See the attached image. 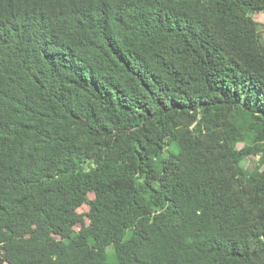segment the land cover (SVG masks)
Instances as JSON below:
<instances>
[{
    "label": "trees",
    "instance_id": "1",
    "mask_svg": "<svg viewBox=\"0 0 264 264\" xmlns=\"http://www.w3.org/2000/svg\"><path fill=\"white\" fill-rule=\"evenodd\" d=\"M261 14L0 0V264H264Z\"/></svg>",
    "mask_w": 264,
    "mask_h": 264
},
{
    "label": "rangeland",
    "instance_id": "2",
    "mask_svg": "<svg viewBox=\"0 0 264 264\" xmlns=\"http://www.w3.org/2000/svg\"><path fill=\"white\" fill-rule=\"evenodd\" d=\"M255 20L264 25V15L261 14V15H255ZM262 30V35H263V38H264V28L261 29ZM258 158L257 157H248L246 158L243 163H242V167L243 169L246 171V172H251L252 169L254 168V165L255 163L257 162ZM74 210L77 212V213H86L88 211L87 207L86 206H74L73 207Z\"/></svg>",
    "mask_w": 264,
    "mask_h": 264
}]
</instances>
